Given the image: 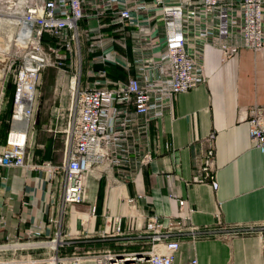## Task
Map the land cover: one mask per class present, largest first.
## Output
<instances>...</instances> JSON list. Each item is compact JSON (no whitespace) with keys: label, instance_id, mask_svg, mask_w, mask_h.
<instances>
[{"label":"built area","instance_id":"obj_1","mask_svg":"<svg viewBox=\"0 0 264 264\" xmlns=\"http://www.w3.org/2000/svg\"><path fill=\"white\" fill-rule=\"evenodd\" d=\"M7 15L11 17L0 16L1 93L11 70L14 88L0 167L47 170L62 206L84 202L87 176L94 168L100 167L113 183L135 178L152 160L151 123L167 113L175 95L205 79L204 45H215L226 57L242 48L264 47V0H30ZM5 25L11 27L10 33ZM81 41H90L88 50L107 45L85 68ZM117 43L127 47L129 55L118 52ZM95 58L118 64L124 75L113 76L105 65L93 67ZM49 66L70 77L64 148L59 163H33L28 151L34 138L38 86ZM246 124L250 140L264 153V105L249 106ZM205 140L207 148L199 159L202 175L197 179L210 181L216 190L214 133ZM126 203L135 208L136 198L128 197ZM179 204L182 207L184 200ZM185 220L179 216L164 223L161 216L147 215L138 228L139 250L107 248L59 256L66 241L60 221L50 218L57 227L53 236L42 239L40 227L28 228L14 241L0 243V264H72L82 258L96 264H173L180 237L195 240L201 235ZM4 225L1 220L0 232ZM120 225L118 217L109 235L121 234ZM245 231L256 233L264 249V223L248 225ZM29 249H45L48 254L16 255ZM187 264L201 263L194 256Z\"/></svg>","mask_w":264,"mask_h":264},{"label":"crops","instance_id":"obj_2","mask_svg":"<svg viewBox=\"0 0 264 264\" xmlns=\"http://www.w3.org/2000/svg\"><path fill=\"white\" fill-rule=\"evenodd\" d=\"M202 61L205 79L175 95L167 113L151 123L152 160L135 178L112 183L100 167L94 168L87 176L84 202L62 206L47 170L0 167V221L5 224L0 243L14 241L28 228L40 227L41 238H49L57 228L49 221L54 218L66 241L59 256L107 248L134 251L142 244L138 228L147 215L161 216L164 223L185 216L201 235L180 237L173 264H187L194 256L201 264L264 263L259 236L245 231L264 223V153L250 140L246 124L249 106L264 105V47L242 48L226 57L209 43L202 47ZM112 75L124 72L113 67ZM60 109L53 106L51 115L62 117ZM36 123H41L38 110ZM210 133L215 135L216 190L210 181L197 179ZM28 153L32 162L61 160L54 133L40 142L33 138ZM128 197L136 198L135 208L126 203ZM179 200H184L182 207ZM118 217L121 234L111 236ZM72 264L96 262L82 258Z\"/></svg>","mask_w":264,"mask_h":264},{"label":"rangeland","instance_id":"obj_3","mask_svg":"<svg viewBox=\"0 0 264 264\" xmlns=\"http://www.w3.org/2000/svg\"><path fill=\"white\" fill-rule=\"evenodd\" d=\"M30 0H0V16L5 17H11L8 16L7 13L13 12L14 8L17 5H23L28 3ZM7 29V33H10L11 27L9 25L4 26ZM90 41H81V50H82V57H83V66L89 64L91 62L90 59L92 57L101 55L105 46H96V49H87L89 47ZM108 43V42H107ZM116 50L124 55H129L128 48H124L121 44L117 43L115 46ZM16 50V49H15ZM19 50L17 49L15 51V54H18ZM14 52V51H13ZM98 58V57H97ZM97 58H95L96 61L92 64L95 68H100L102 66H106L109 70V72L112 74V68L115 67V69H119L122 72H124V69L120 66L115 65L111 62H101ZM13 71L11 70L9 72V77L6 82L5 88H4V94H2V78H0V145L5 142L6 134L8 131V118L10 115V106H11V96H12V90L14 88V76ZM69 76L62 73L60 70L53 66L47 67L42 72V78L41 83L38 86L40 96H39V103H38V114H40L41 123L38 125V123H35L34 125V138L36 139V142L44 141L45 138L51 133L55 134V142L56 147L60 149V153H62V150L64 148V140H65V133L62 131V129L66 128L67 125V119H68V104L70 95L68 93V84H69ZM53 106H62V109H60V113L63 114L61 117L59 114L58 118L56 119L51 115V109ZM39 119V116H38ZM50 122L52 125H50ZM45 126L41 127L42 124H45ZM8 125V126H7ZM52 129V131H49L48 129ZM54 130V132H53ZM32 162V161H31ZM60 162V161H59ZM38 163V162H33ZM58 163V162H57ZM131 249V248H128ZM140 247H136L135 250H139ZM43 250L46 253L43 254H37L40 251ZM25 255L30 254L34 258H43L46 257L48 252L45 249H29V250H22L21 252H16L17 254ZM49 254H53L50 252ZM7 256H11L10 254H7Z\"/></svg>","mask_w":264,"mask_h":264},{"label":"trees","instance_id":"obj_4","mask_svg":"<svg viewBox=\"0 0 264 264\" xmlns=\"http://www.w3.org/2000/svg\"><path fill=\"white\" fill-rule=\"evenodd\" d=\"M14 83V82H13ZM14 85V84H13ZM12 93H13V90H12ZM8 126V125H7Z\"/></svg>","mask_w":264,"mask_h":264}]
</instances>
